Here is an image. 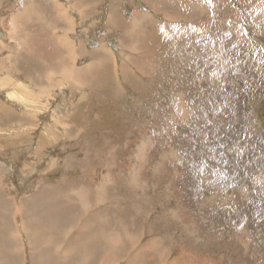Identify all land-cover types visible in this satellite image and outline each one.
Listing matches in <instances>:
<instances>
[{"label":"rangeland","instance_id":"rangeland-1","mask_svg":"<svg viewBox=\"0 0 264 264\" xmlns=\"http://www.w3.org/2000/svg\"><path fill=\"white\" fill-rule=\"evenodd\" d=\"M3 80L0 264H264V0H0Z\"/></svg>","mask_w":264,"mask_h":264},{"label":"bare ground","instance_id":"bare-ground-1","mask_svg":"<svg viewBox=\"0 0 264 264\" xmlns=\"http://www.w3.org/2000/svg\"><path fill=\"white\" fill-rule=\"evenodd\" d=\"M63 15H64V13H63ZM62 17V16H61ZM64 17V16H63ZM66 18V17H65ZM13 19V18H12ZM69 22V20L67 21V23ZM66 24V23H65ZM11 30V29H10ZM62 39H64V38H62ZM65 41H67L66 39H64ZM74 53H75V50H74ZM11 75V74H10ZM7 77V76H6ZM12 81V80H11ZM14 85V84H13ZM17 85H20L21 87H26V85L24 86L22 83H19V82H17ZM9 86H11V84L8 82V80H3V81H1L0 82V87L1 88H8ZM14 87V86H13ZM18 88V87H17ZM9 89H11V88H8V90ZM44 90V89H43ZM7 95H8V97L9 98H11L12 100H16L17 98H18V96H16L17 94L15 93V91L14 90H11L10 92H7ZM31 97H33L32 95H31ZM21 100H23V98H21ZM27 103V102H26ZM26 103H24V104H26ZM34 211H35V209H34ZM69 212V211H68ZM67 212V213H68ZM65 217V216H64ZM61 218V217H60ZM68 218V217H67ZM66 219V218H65ZM56 220V219H55ZM64 220V219H63ZM55 223V222H54ZM48 225V224H47ZM3 228V227H2ZM5 228V227H4ZM16 228V227H15ZM13 229V228H12ZM69 229H71V230H68L67 232H68V234H67V236H68V238L69 239H71V238H77L78 237V235H79V233H78V231L75 229V230H73V226H70L69 227ZM8 230V229H7ZM19 231V230H18ZM75 231V232H74ZM77 232V233H76ZM8 234V233H7ZM20 234V235H19ZM26 230H25V232L23 233V230L21 231V233L20 232H17L15 235H14V238H13V236H12V234H11V238H8V242H7V244H6V250H9V249H11V247H12V245L11 244H15L16 242L14 241V240H16L18 237H19V239H20V243H19V245L21 244H23V242H24V239H26ZM62 237H63V234H62ZM27 239L28 240H33V242H35L36 240L33 238V237H28L27 236ZM68 239V240H69ZM114 239V238H113ZM14 241V243H13V241ZM18 241V240H17ZM29 241V242H30ZM109 241V240H108ZM34 244V243H33ZM36 244V243H35ZM5 245V244H4ZM18 245V246H19ZM112 245V244H111ZM24 246V245H23ZM30 246H31V243H30ZM33 246V245H32ZM17 247V246H16ZM37 247V246H36ZM13 248L15 249V246H13ZM37 249V248H36ZM56 249V248H55ZM13 250V249H12ZM23 249L22 248H18L17 249V254H19L21 251H22ZM25 250V249H24ZM35 250V249H34ZM58 250V249H57ZM55 252V251H54ZM60 252V251H59ZM62 252V251H61ZM7 253H9V252H7ZM11 253V252H10ZM25 253V252H24ZM13 254V253H12ZM41 254V253H40ZM21 255V254H20ZM39 255V254H38ZM57 255V254H56ZM62 255V254H61ZM61 255H59L60 257H61ZM16 256V255H15ZM42 256V255H41ZM20 257V256H19ZM18 257V258H19ZM94 257V256H93ZM29 258V257H28ZM67 258V257H66ZM16 259H17V257H16ZM51 259V258H50ZM15 260V259H14ZM32 260V259H31ZM106 260V259H105ZM17 261V260H16ZM32 262V261H31ZM105 262V261H104Z\"/></svg>","mask_w":264,"mask_h":264},{"label":"crops","instance_id":"crops-1","mask_svg":"<svg viewBox=\"0 0 264 264\" xmlns=\"http://www.w3.org/2000/svg\"><path fill=\"white\" fill-rule=\"evenodd\" d=\"M62 41H64L63 43H67V44H69L70 46H71V50L70 51H67L68 52V54L69 55H71V53L74 55V46H73V44L70 42V40L69 39H66V38H64V39H66L67 41H65L64 39H62V38H60ZM60 41V40H59ZM61 42V41H60ZM22 230H23V233L25 232V228L24 227H22ZM75 232V231H74ZM38 241V240H37Z\"/></svg>","mask_w":264,"mask_h":264}]
</instances>
